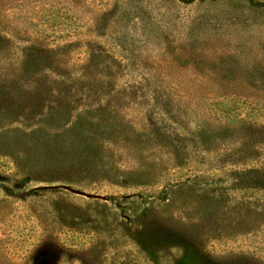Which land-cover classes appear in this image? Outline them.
<instances>
[{"label":"rangeland","instance_id":"obj_1","mask_svg":"<svg viewBox=\"0 0 264 264\" xmlns=\"http://www.w3.org/2000/svg\"><path fill=\"white\" fill-rule=\"evenodd\" d=\"M0 264H264V0H0Z\"/></svg>","mask_w":264,"mask_h":264},{"label":"water","instance_id":"obj_2","mask_svg":"<svg viewBox=\"0 0 264 264\" xmlns=\"http://www.w3.org/2000/svg\"><path fill=\"white\" fill-rule=\"evenodd\" d=\"M76 192L79 193V194H83V195L89 196L88 194H85V193L80 192V191H76Z\"/></svg>","mask_w":264,"mask_h":264}]
</instances>
